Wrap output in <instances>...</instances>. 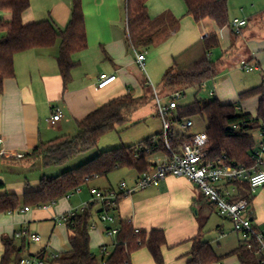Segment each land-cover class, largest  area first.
I'll list each match as a JSON object with an SVG mask.
<instances>
[{
  "label": "crops",
  "instance_id": "obj_1",
  "mask_svg": "<svg viewBox=\"0 0 264 264\" xmlns=\"http://www.w3.org/2000/svg\"><path fill=\"white\" fill-rule=\"evenodd\" d=\"M81 4L87 46L72 55L77 65L71 70V81L64 85L60 75L56 61L60 42L57 41L49 48L16 53L13 59L14 77L6 79L3 84V92L0 94V139L2 146L11 155L0 158V182L4 184L0 195L14 193L21 201L14 211L0 212V259L4 239H11L13 234L23 227L40 236L37 229L45 224H50L51 227L48 242L55 241L57 235L63 236V241L58 251H48V243L36 254H31V258L40 261L38 253L43 249L47 260L51 259L52 254L60 256L69 251L70 232L65 223L56 222L55 218L75 209L78 203H73L71 197L68 200L62 197L47 209L29 206L30 209L25 211L26 205H22L23 193L36 190L40 179L46 176L44 171L47 166H43L39 158L30 156L31 150L39 142H46L61 135H74L78 121L115 97L125 93L135 97L143 95V85L154 87L155 81L159 84L163 73L173 63V58L197 46L205 33L217 35L223 55L217 60V75L204 85L210 83L215 87V91L212 90L211 93L220 103L236 104L241 101L239 110L252 116L256 115V111L252 113L247 107L250 104L248 98L239 100L238 94L264 84V0H258L252 10L243 15L231 14V19L246 20V26L239 36L232 32L230 25L219 28L209 19L196 22L187 15L183 0H148L147 14L153 22L150 32L157 31V34L152 46L148 50L145 49L147 53L144 72L147 77L141 76L138 71L135 72V66L138 64L135 55L130 52L132 47L126 38L125 0H81ZM71 9L72 0H29V7L22 14V21L26 24L50 20L56 28L63 30L70 20ZM0 14V18L9 20V12L0 11ZM240 60L253 65L251 71L260 73V84L237 89L240 84L236 73L244 71ZM102 73L114 74L116 78L99 88L97 85ZM253 97H256L257 110L260 96ZM57 110L61 112V117L51 124L49 118ZM16 154L22 156L17 158ZM150 156L148 161L155 165L167 157L163 153V158L154 161ZM12 162L17 165L12 166ZM125 171L124 175L129 177V184L125 179L122 181L132 186L138 175L131 169ZM95 179L99 177L90 180L86 186L115 190L112 187L100 188L98 185H90ZM91 187L86 193L83 192L81 201L88 202L87 209L91 214L90 224L94 225L93 229L97 228L98 223L101 224L100 236L106 233V228L128 220L138 230L148 232L151 229H160L164 232L166 243L161 248L164 264H187L191 259L195 241L208 242L217 256H224L211 264H240L237 254L225 256L240 245L236 233L233 232L238 242L233 245L220 241L214 247L207 238V231L215 229L218 238L223 239L226 235L223 221L226 220L218 216L214 207L188 179L167 176L158 186H149L132 194L122 192L116 206L110 210L116 218L113 224L99 220L102 205L92 198ZM87 199L90 200L85 201ZM253 216L256 219V216ZM229 224L233 231L230 222ZM41 239L40 236V241ZM91 240L90 236V247ZM21 241L15 242L19 244ZM32 242L34 241H28V245ZM103 245L110 244L101 242L98 247ZM130 260L131 264H156L146 247L134 251ZM43 264H48V261Z\"/></svg>",
  "mask_w": 264,
  "mask_h": 264
},
{
  "label": "trees",
  "instance_id": "obj_2",
  "mask_svg": "<svg viewBox=\"0 0 264 264\" xmlns=\"http://www.w3.org/2000/svg\"><path fill=\"white\" fill-rule=\"evenodd\" d=\"M148 0H125L126 38L129 46L137 50L148 49L154 43L157 31L147 14ZM187 15L196 22L203 19L212 20L217 27L230 25L228 0H183ZM29 7V0H0V11L9 12L10 18H0V94L4 81L14 77V55L29 50L49 48L60 42L57 65L64 85L71 81V70L77 65L72 55L87 46L84 13L81 0H72L71 16L63 30L55 27L50 20L23 23L22 14ZM215 33L207 35L197 46H193L179 56L165 70L160 80L162 90H180L184 96L192 88L194 98L191 102L179 104L170 115V120L180 123L190 116L205 118V132L208 136L207 157L220 164L238 163L251 166L250 156L254 145V129L264 127V84L244 90L238 94L243 100L259 95L256 115L238 110L236 104H222L216 98H196L205 82L213 79L218 73L217 61L210 57L212 48L218 46ZM146 88V85H143ZM170 94V93H169ZM168 96V94H167ZM154 99L153 92L145 91L135 97L130 93L115 97L96 110L90 112L77 122L74 135H61L46 142H39L30 152V156L39 158L43 166L64 165L77 155L95 147L98 139L104 134L124 125L130 115L138 108ZM192 141L191 135H179L174 125L168 130L165 138L163 131L155 136L143 139L136 145H122L99 152L80 165L67 169L55 176H44L36 190L25 191L22 202L26 206H39L56 202L76 188L86 185L90 180L107 176L117 169H131L137 175L148 172L155 164L148 161V156L163 152L167 156L170 150L177 151L183 143ZM169 147V149H168ZM241 186H247L241 183ZM4 184L0 182V189ZM244 195L251 202L245 192ZM121 194L118 196V200ZM206 200V198H204ZM21 198L14 193L0 195V212L14 211ZM207 201V200H206ZM90 211L77 214L68 223L69 251L47 260L44 249L38 253L42 262L48 264H131V254L141 247H146L156 264H164L161 248L165 245L164 232L160 229L150 231L135 228L128 220L119 222V230L110 255L98 261L90 247L89 224ZM237 254L240 264H258L254 254L241 244L225 256ZM28 254V240L19 244L11 238L3 240V254L0 264H21V259ZM224 256H217L208 242L195 241L191 250V259L187 264H211Z\"/></svg>",
  "mask_w": 264,
  "mask_h": 264
},
{
  "label": "built area",
  "instance_id": "obj_3",
  "mask_svg": "<svg viewBox=\"0 0 264 264\" xmlns=\"http://www.w3.org/2000/svg\"><path fill=\"white\" fill-rule=\"evenodd\" d=\"M246 26V20L241 18H233L230 20V27L234 34H241ZM208 34L202 35L201 39L207 37ZM136 62L141 70L145 71V52L133 48ZM240 66L245 72L251 71L254 67L249 65L245 60H240ZM116 75L100 74L98 87L102 88L112 82ZM212 94V93H211ZM154 101L156 112L162 119V131L166 138L168 130L171 126L177 125L185 130L193 125V120L190 118L183 119L180 123H175L169 117L173 110L180 104V99L183 97L182 91H172L168 96L161 98L153 87ZM165 100V101H164ZM61 117L59 110L55 111L49 118V122L54 124ZM260 140L251 150V158L253 164L249 167L238 163L220 164L211 161L207 157L208 136L203 131L193 132L192 141L183 143L177 151L170 150V155L165 160L155 165V167L138 175L132 186H128L125 181H120L118 190H102L96 187L90 188L92 198L102 205V211L99 214V220L113 224L116 218L110 212L117 202L119 194H132L136 191L143 190L149 186H158L160 181L167 176L184 177L191 181L201 192L202 196L214 207L216 213L224 218H227L232 225L233 231L238 235L240 244L250 250L257 259L258 264H264V224L258 226L255 223V218L249 213L250 201L244 195V192L252 197L253 192L259 187L264 186V127L259 129ZM169 149V147H168ZM11 155L2 146L0 139V158ZM20 158L21 154L15 155ZM241 183H246L247 186H241ZM79 192V187L74 191ZM71 193L65 197H70ZM54 202H48L38 208L47 209ZM88 202H83L78 208L69 210L59 216H56V222L68 223L77 214L86 211ZM29 206H25L24 210L28 211ZM89 227H94L91 223ZM119 226H111L106 228V233L109 236H116ZM138 232V229H134ZM12 239L28 240L38 242L40 236L23 227L16 231ZM115 243V242H114ZM113 243V245H114ZM107 245L100 247L102 259L105 260L111 253ZM58 254H52L51 259L57 258ZM21 264H42L41 261L35 258L25 257L21 259Z\"/></svg>",
  "mask_w": 264,
  "mask_h": 264
},
{
  "label": "rangeland",
  "instance_id": "obj_4",
  "mask_svg": "<svg viewBox=\"0 0 264 264\" xmlns=\"http://www.w3.org/2000/svg\"><path fill=\"white\" fill-rule=\"evenodd\" d=\"M257 1L258 0H229L228 2L229 20L231 19L230 18L231 14L239 16L247 12H250L253 8V5ZM235 35L239 36L240 34H235ZM146 50L144 49L143 51L147 53ZM130 52L132 55H135L132 48ZM222 55L223 53L219 45L212 48V50L210 51L211 59L214 61H217ZM137 71L141 73V76L147 77V75L145 74L143 70H141V68H139L138 66H135V72L137 73ZM259 74L260 73L257 71H251L248 73V72L240 70L239 72H237L236 78H237L238 84H240V86H237V89H240V87H245L246 85L254 86L256 84H260L262 78L260 77ZM153 83H154V87H156L155 88L156 91L158 92L161 98H164L165 96H167V94L169 95V93L173 91V89H170L167 91L162 90L161 85L158 84L157 81ZM147 90H149L151 93V90L153 92V87L146 86L145 91ZM212 90L215 91V87L212 84L208 83L204 85V87H202V89L196 94V98H204V99L215 98V96L211 94ZM194 93L195 91L192 88L187 89L185 91L184 96L180 99V103L183 104V103L191 102L194 98ZM247 100L250 102V104H252V106H250V104L247 103L248 104L247 107H249L252 113L255 112L256 111L255 110L256 97L252 96V97H249ZM240 103L241 101L240 102L238 101L236 103L237 109ZM170 118H171L170 116L167 117V119H170ZM190 119L193 120V125L191 128H189L188 130L187 129L183 130L177 124V125H174L175 132H177L179 135L181 134L190 135L191 132H199V131L205 130V127H206L205 118L200 117V116H190ZM162 127H163L162 119L158 116L156 112L155 101L154 99H151L148 103H146L145 105H143L142 107L134 111L130 115L129 120L124 125L118 126L116 127L115 130H112L104 134L103 136H101L98 139L97 144L95 145L93 149L77 155L75 158L65 163L64 165L47 166L44 171L45 175L47 177L55 176L58 173H61L67 169L74 168L80 165V163H83L89 160L90 158L94 157L99 152L109 149V148L119 147L122 145H136L140 143L143 139L155 136L157 133L162 131L163 129ZM251 133L253 134L254 145H255L260 140L259 129L256 128ZM52 137H55V136H52ZM150 158L153 159L154 161L160 160L161 158H163V152L152 154ZM15 165L17 164L15 162H12V166H15ZM125 170L127 169L124 168V169H117L115 171H112L107 176L99 177V179H95L93 182L90 183V185L92 184L98 185L100 188L112 187L113 189L116 190L120 181H122V179H125L127 183L129 184V177H126V175H124V172H126ZM89 187L91 186L83 185L79 187V192H77V190L71 192L70 197L72 198L71 199L72 202L78 203L74 208H78L82 204V202H84V200L81 201V195L84 194L83 192L86 193L87 190L89 191ZM64 198L65 200H68L69 197L67 198L64 196ZM89 200L90 199H87L85 201H89ZM22 205H23V202H22ZM31 208H34V206H31ZM249 213L256 216L255 223L258 226L261 227L262 224H264V186L259 187L258 189L255 190V192H253L252 200L249 206ZM220 217H217V218L220 219ZM221 218L222 220H226V221H223L225 224V231H226V235L223 237V239L218 238V235L215 229L208 230L209 232L207 231L208 233L207 238L210 240V242L213 243L214 247L217 246V243L220 241L221 243H225L227 245H233L234 243L238 242L237 238L234 235L235 232L231 231L230 229V224H229L230 221L227 218H224V217H221ZM49 226L50 224L49 225L45 224V225L40 226L39 229H37L42 239L39 242H32L28 245L29 254H36L38 250H40V248L46 246L48 243H49V248H47L48 251H58V249L60 248V243L63 241V236L57 235L55 238V241L48 242L49 240L48 237L50 235V229H51V227ZM96 229H93V227H89V230H90L89 233L92 239L91 240L92 241V246H91L92 251L96 255V258L99 261L101 259V252H100V248L98 247V244L101 242L109 243L110 245L107 247L109 249H112L113 244L111 242L113 243L115 242L116 236H113L111 238L106 233L101 234L100 236L99 234L102 229V226L99 223Z\"/></svg>",
  "mask_w": 264,
  "mask_h": 264
}]
</instances>
